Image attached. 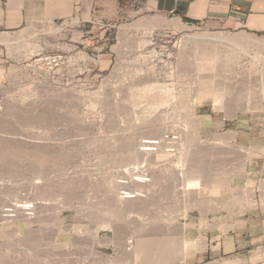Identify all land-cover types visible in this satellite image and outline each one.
<instances>
[{
    "label": "rangeland",
    "instance_id": "rangeland-1",
    "mask_svg": "<svg viewBox=\"0 0 264 264\" xmlns=\"http://www.w3.org/2000/svg\"><path fill=\"white\" fill-rule=\"evenodd\" d=\"M150 16L174 17L141 13L107 25L75 16L7 31L17 36L11 45L0 43V193L8 189L2 192L10 195L5 204L15 198L14 192L21 199L29 190L41 194L50 185L54 205L42 222L0 220L2 264H133L123 251L134 247L138 233L171 235L182 227L185 238L193 241L182 264H264V49L247 48L232 62L222 45H212L208 59L190 34L246 31L209 30L182 19L181 30L164 24L136 26ZM47 27L54 33L43 32ZM194 50L200 55L195 52L194 57ZM162 95L165 104L159 102ZM150 118L161 128L153 149L171 155L150 168L145 161L134 166L115 161L118 135L134 127L136 138L153 134ZM167 136L175 137L173 144ZM199 147L207 149L201 158ZM189 158L198 161L191 167ZM182 159L188 160L183 166ZM198 165L206 175L203 169L196 173ZM126 187L143 195L157 188L158 204L149 210L125 208L121 218L112 217L104 200ZM105 220L111 223L107 226ZM117 221L123 222L119 234ZM79 228L87 236L81 241L74 236ZM128 234L134 238L129 247ZM231 235L233 250L225 243ZM118 239L126 241L124 248Z\"/></svg>",
    "mask_w": 264,
    "mask_h": 264
},
{
    "label": "bare ground",
    "instance_id": "bare-ground-1",
    "mask_svg": "<svg viewBox=\"0 0 264 264\" xmlns=\"http://www.w3.org/2000/svg\"><path fill=\"white\" fill-rule=\"evenodd\" d=\"M161 24H164V25H166V26H170L171 28H173V29H175V30H181V29H184L185 28V26H184V24H183V22H182V20L179 18V17H171V18H166V19H164V18H161V17H159V16H150V17H147V18H144V19H141V20H138V21H136V26L137 27H146V26H155V25H161ZM163 25V26H164ZM147 28V27H146ZM150 28V27H149ZM169 28V27H168ZM43 30V29H42ZM25 31H26V33H30V35H32V33H33V29H30V28H26L25 29ZM47 32L48 34L50 33V34H52V33H54V31H55V29L54 28H52V27H47V28H45L44 30H43V32ZM18 32V31H17ZM19 33V32H18ZM147 33V32H146ZM34 34V33H33ZM17 36V35H16ZM16 36H13V35H11V34H9L7 31L6 32H0V43H2V44H6V45H11L13 42H14V39H16ZM191 38H192V40H193V42H194V44L197 46V48H199V50L201 51L200 52V54H201V56L202 55H204V56H208V59H209V57H212V55L213 54H211L212 53V45H222L221 47H223L224 48V52H225V50L227 51V53H228V57H226V59L227 60H231L232 62H233V60H234V62H236L235 60H237L238 61V59H239V56H240V53H241V51H244L245 49H247V48H250V47H252V49H253V47L254 48H263L264 49V38H259L258 36H254V35H252V34H249L248 32H239V33H236V34H234V35H223V34H221V33H212V32H199V33H194V34H190L189 35ZM193 44V45H194ZM32 47V46H31ZM220 47V46H219ZM213 48L215 49L216 47H214L213 46ZM39 49V48H38ZM217 51H218V47H217V49H216ZM220 50V49H219ZM222 50V49H221ZM250 50V49H249ZM197 51V50H196ZM195 50H194V52H193V55H194V53L196 52ZM215 52V51H214ZM221 52V51H220ZM219 52V53H220ZM197 53V52H196ZM226 53V54H227ZM198 54V53H197ZM200 54H198V55H200ZM221 54V53H220ZM241 54H245V52L244 53H241ZM215 55V54H214ZM224 55V54H223ZM194 57H197L196 55H194ZM215 57H218V55L216 56L215 55ZM214 57V58H215ZM225 57V56H224ZM229 58V59H228ZM200 59V58H199ZM198 59V60H199ZM151 85V84H150ZM155 85V84H154ZM153 85V86H154ZM145 88V90L147 91V90H150L151 88H152V85L151 86H146V87H144ZM143 88V89H144ZM137 91H139L138 89H136ZM145 91V92H146ZM167 91V90H166ZM138 92H136V91H134V94H136L137 96H139V94H137ZM133 94V95H134ZM141 94V93H140ZM135 95V96H136ZM156 95V94H155ZM164 95H162V97L160 98V103H164L165 101V97H163ZM166 97H167V95H166ZM251 97V96H250ZM168 98V97H167ZM109 99V98H108ZM143 99V98H142ZM159 99V98H158ZM157 99V100H158ZM185 99V98H184ZM155 100V99H154ZM122 101H124V100H122ZM132 101H134L133 100V98H132ZM164 101V102H163ZM187 101V100H186ZM129 102V101H128ZM108 103V102H107ZM155 103H158V102H155ZM160 103H158V105L160 104ZM117 104V103H116ZM165 104V103H164ZM187 104V103H186ZM133 105V104H132ZM131 105V106H132ZM162 105V104H161ZM180 105V104H179ZM178 105V106H179ZM114 106V105H113ZM181 106V105H180ZM181 108V107H180ZM187 108V107H186ZM128 109V108H127ZM135 109V107L133 108V110ZM112 110V109H111ZM117 110V109H116ZM136 110V109H135ZM108 111H109V109H108ZM129 111H131V110H129ZM128 111V112H129ZM127 112V113H128ZM145 112V111H144ZM188 112V111H187ZM110 113V112H109ZM117 113H118V111H117ZM123 113V112H122ZM125 113V112H124ZM130 113V112H129ZM132 113V112H131ZM142 113V112H141ZM150 113V112H149ZM138 114V113H137ZM143 114H146V113H143ZM127 115V114H126ZM125 115V116H126ZM136 115V114H135ZM135 115H134V117H135ZM159 115V114H158ZM132 116V115H131ZM136 116H138V115H136ZM144 116V115H143ZM112 117V116H111ZM146 117H147V114H146ZM121 118H123V116H121ZM132 118V117H131ZM138 118V117H137ZM159 118H160V116H159ZM190 118V117H189ZM109 119V118H108ZM138 119H140V118H138ZM151 120L148 122L149 123V125H150V127L149 128H151L152 130H153V134H151L150 133V135H142L141 136V138L139 139V138H136V137H138V136H136V133H135V131L134 130H136V129H138V127L136 128V127H134V130H132V129H130V127L132 126L133 127V125L131 124V123H129L131 126L130 127H128V125H127V129L129 128L130 129V132H128V133H120L118 136H122L121 137V141H120V147L118 148V149H120L118 152H120L119 154V157L118 156H116L117 158H119L118 160L116 159H114L115 161H117V162H119V163H124V164H127V165H130V166H134V165H138V163L140 162V161H145V162H147V164H146V167H148V168H150L152 165H151V163L153 162V161H155V160H157V159H161V158H163V156L164 155H167V154H170L171 155V153L169 152V151H155L154 149H153V147H155V146H158V142H157V140H156V138L155 137H158L159 138V135H161V134H159L158 135V133H159V131H160V124H158V122L157 121H154L152 118H150ZM118 120V119H117ZM144 120V119H143ZM4 121V120H3ZM110 121V120H109ZM145 121H146V119H145ZM144 121V122H145ZM148 121V120H147ZM186 121H188V120H186ZM190 121V120H189ZM126 122V121H125ZM132 122V121H131ZM3 123V122H2ZM109 123V122H108ZM145 123H147V122H145ZM163 123V122H162ZM10 124V123H9ZM127 124V123H126ZM144 124V123H143ZM158 124V125H157ZM122 125V124H121ZM142 125V124H141ZM11 126V125H10ZM1 127V126H0ZM113 127H114V125H113ZM141 127V126H140ZM145 127V126H144ZM111 128H112V126H111ZM119 128V127H118ZM117 128V129H118ZM108 129V128H107ZM112 129H114V128H112ZM116 129V128H115ZM127 129H125V130H127ZM128 129V130H129ZM2 130H3V127H2ZM120 130V129H119ZM132 130V131H131ZM142 130V129H141ZM141 130H139L140 132H142ZM146 130V129H145ZM1 131V130H0ZM12 131V130H11ZM123 131H124V129H123ZM162 131V130H161ZM117 132H118V130H117ZM117 132H114V133H117ZM122 132V131H121ZM124 132H126V131H124ZM137 132V131H136ZM8 134V133H7ZM144 134V133H143ZM115 135H117V134H115ZM158 135V136H157ZM4 136V135H3ZM136 136V137H135ZM160 137H162V136H160ZM14 138V137H13ZM21 138V137H20ZM166 138H168V136L166 137ZM175 137H170V138H168V139H165V140H169V142L168 143H174V139ZM3 140V139H2ZM7 140V139H6ZM5 140V141H6ZM26 140V139H25ZM164 140V141H165ZM193 141V140H192ZM11 142V141H10ZM23 142V141H22ZM34 142V141H33ZM223 142H224V140H223ZM8 143V142H7ZM30 143V142H29ZM205 143V142H204ZM207 143V142H206ZM210 143H212V142H210ZM215 143H217V142H215ZM220 143H221V141H220ZM229 143V142H228ZM9 144V143H8ZM25 144V143H24ZM32 144V143H31ZM37 144V143H36ZM157 144V145H156ZM196 145V144H195ZM197 145H198V143H197ZM205 145H207V144H204V145H201V147L202 146H204V148H208V147H206ZM208 145H209V143H208ZM220 145V144H219ZM222 145V144H221ZM231 145H234V144H231ZM7 146V145H6ZM10 146V145H9ZM8 146V147H9ZM20 146V145H19ZM24 146V145H23ZM27 146V145H26ZM46 145H44V147H45ZM4 147V146H3ZM29 147V146H28ZM35 147V146H34ZM229 147H233V146H229ZM7 148V147H6ZM21 148V147H20ZM36 148H38V147H36ZM194 148H195V146H194ZM198 147H196V149H197ZM200 148V147H199ZM203 148V147H202ZM202 148H200L201 150H199V151H201L200 153H205V151L207 150H205V151H203V149ZM228 148V147H227ZM226 148V149H227ZM237 148H238V145H237ZM193 149V148H192ZM154 150V151H153ZM194 150V149H193ZM198 150V149H197ZM196 150V151H197ZM212 150V149H211ZM240 150V149H239ZM242 150V149H241ZM240 150V151H241ZM188 151V150H187ZM186 151V152H187ZM195 151V150H194ZM195 151V153L196 154H200L199 153V151L198 152H196ZM236 151V150H235ZM244 151V150H243ZM253 151V150H252ZM256 151V150H255ZM207 152V151H206ZM209 152V151H208ZM238 152V151H237ZM247 151H245V153H246ZM2 153V152H1ZM49 153V152H48ZM116 153V152H115ZM194 153V152H193ZM204 153L203 154H200V157L199 158H201V156L202 155H204ZM117 154V153H116ZM66 155V154H65ZM248 155H251V154H249L248 153ZM18 156V155H17ZM227 156V155H226ZM252 156V155H251ZM5 157V156H4ZM165 157H168V156H165ZM183 157V156H182ZM181 157V158H182ZM250 157V156H249ZM23 158H25V157H23ZM67 158V157H66ZM68 158H69V156H68ZM198 158V156H197V159H199ZM202 158H205L206 159V157L204 156V157H202ZM6 159V158H5ZM14 159H15V157H14ZM64 159V158H63ZM190 159H192V158H189L188 160H190ZM196 159V160H197ZM220 159V158H219ZM69 160V159H68ZM188 160H186V162L188 161ZM194 160H195V158H194ZM193 160V161H194ZM195 160V161H196ZM4 161V160H3ZM185 161V159L183 160L182 159V162H184ZM193 161L191 162V160L189 161L190 162V164L188 165V166H191L192 167V165L193 164H191V163H193ZM198 161V160H197ZM186 162H184V163H182V165L181 166H183V164H185ZM16 163H18V161L16 162ZM37 163V162H36ZM42 163V162H41ZM26 164V163H25ZM32 164V163H31ZM33 164H35V163H33ZM3 165V164H2ZM187 165V164H186ZM205 165V164H204ZM209 165V164H208ZM32 166V165H31ZM30 166V167H31ZM42 166V165H41ZM188 166H184V168H187ZM199 166L200 165H198V167H196V168H194V169H197V171H196V173L199 171L200 173H202V169H203V167L201 168L200 167V169L201 170H198L199 169ZM207 166V165H206ZM242 166H244V165H242ZM17 167L18 166H16V164H14V167H12L13 169H17ZM26 167V166H25ZM33 167H34V165H33ZM33 167H32V169H33ZM45 167V166H44ZM48 167V166H47ZM10 168V167H9ZM34 168H36V167H34ZM181 168H183V167H181ZM183 168V169H184ZM189 168V167H188ZM4 169V168H3ZM30 169V168H29ZM31 169V170H32ZM52 169V168H51ZM178 169H179V167H178ZM204 169H206V168H204ZM203 169V170H204ZM25 170H26V168H25ZM28 170V169H27ZM36 170H37V168H36ZM241 170H243V169H241ZM16 171V170H15ZM33 171V170H32ZM40 170H38L37 171V173H40L39 172ZM52 171V170H51ZM187 171V170H186ZM185 171V172H186ZM190 171V170H189ZM188 171V172H189ZM192 171L193 172H195L193 169H192ZM238 171H240V170H238ZM8 172V171H7ZM26 172V171H25ZM187 172V173H188ZM191 172V171H190ZM204 172V175H206L205 174V172H206V170H204L203 171ZM235 172H237V171H235ZM20 173V172H19ZM42 173V172H41ZM50 173V172H49ZM48 173V174H49ZM239 173V172H238ZM242 173V172H241ZM16 174V173H15ZM18 174V173H17ZM30 174V173H29ZM32 174V173H31ZM55 174V173H54ZM189 174V173H188ZM203 174V173H202ZM60 175V174H59ZM18 176H19V174H18ZM200 176H202V175H200ZM9 177V176H8ZM22 177H24V176H22ZM39 177V176H38ZM25 178V177H24ZM200 178V177H199ZM206 178V177H205ZM212 178V177H211ZM225 178V177H224ZM15 179H17V178H15ZM22 179V178H21ZM182 179H184V178H182ZM204 179V178H203ZM217 179H219V178H217ZM6 181V180H5ZM70 181V180H69ZM185 181H187V180H185ZM64 182V181H63ZM183 182V181H182ZM181 182V183H182ZM43 183V182H42ZM120 183H122V181H120V182H117L116 183V185H120ZM47 184H49V183H47ZM123 184V183H122ZM64 185V184H63ZM66 185V184H65ZM180 185V184H179ZM47 186V185H46ZM50 186V185H49ZM47 187L48 189H46V188H42V189H45V191H39L41 194H38L36 191H32V190H29V191H27V193H25V195L24 196H22L21 197V199H19V198H17L16 197V192H14L15 194H14V196L13 197H15V198H13V197H11V198H13L12 200H10V202H7V203H5L4 204V202H6V200L7 199H9L10 198V195L9 196H5L6 195V193H5V195H3L2 194V192H4V191H6V190H8V189H6V190H4V191H2L1 193H0V205H2V204H4L1 208H0V220H2V221H4V223L6 222V223H10L11 221H22V220H26L27 222H29L28 220H30V218H31V220H30V222L32 223V221H44V220H46V218H48V216H49V213H50V209L53 207V202H52V197L50 198V188H51V186L50 187ZM62 186V185H61ZM121 186V185H120ZM125 185H123V187H124ZM39 187H40V185H39ZM38 187V188H39ZM57 187V186H56ZM63 187V186H62ZM122 187V188H123ZM9 188V187H8ZM37 188V189H38ZM64 188V187H63ZM69 188V187H68ZM127 188V187H126ZM83 189V188H82ZM95 189V188H94ZM110 189V188H109ZM2 190V189H1ZM47 190V191H46ZM65 190V189H64ZM84 190V189H83ZM111 190V189H110ZM149 192H147V194L146 195H143L141 192H139V191H134V192H132L131 190H130V188H127V189H124L123 191H117V193L118 194H121V195H119V196H116V197H114V196H112V194L110 195V197L108 198V199H106V200H104V203H106V205H108L109 206V208H110V213H112L113 214V216L112 217H114V215H115V217L117 216V218L118 217H122V213H123V211H124V209L125 208H136L135 210H139V209H141V210H144V209H148L149 208V206H153L155 203L156 204H158L157 203V200H158V196H159V194L160 193H158L157 194V188H154V187H150L149 189ZM13 191V190H12ZM91 191V190H90ZM109 191V190H108ZM159 191V190H158ZM55 192V191H54ZM60 192V191H59ZM64 192V191H63ZM69 192V191H68ZM96 192V191H95ZM159 192H161V191H159ZM169 192H170V190H169ZM235 192V191H234ZM249 192V191H248ZM58 193V192H57ZM83 193V192H82ZM109 193V192H108ZM107 193V194H108ZM116 193V194H117ZM163 193V192H162ZM167 193V192H166ZM172 193V192H171ZM9 194H10V192H9ZM66 194V193H65ZM90 194V193H89ZM117 194V195H118ZM251 194V193H250ZM55 195V194H54ZM64 195V194H63ZM86 195H87V193H86ZM85 195V196H86ZM164 195H165V193H164ZM167 195H169V193L167 194ZM18 196V195H17ZM66 197H68L67 196V194L65 195ZM83 196V195H82ZM173 196V195H172ZM241 196V195H240ZM254 196V195H253ZM264 196V195H263ZM79 197H81V196H79ZM89 197V196H88ZM165 197V196H164ZM164 197H162V198H164ZM248 197H250V196H248ZM74 198V197H73ZM98 198V197H97ZM167 198V197H166ZM15 199V200H14ZM61 199V198H60ZM36 200H38V202H36ZM66 200V199H65ZM76 200V199H75ZM80 200V199H79ZM84 200V199H83ZM92 200V199H91ZM162 200V199H161ZM8 201V200H7ZM61 201V200H60ZM63 201V200H62ZM82 201V200H81ZM86 201V200H85ZM166 201V200H165ZM57 202V201H56ZM59 202V201H58ZM64 202V201H63ZM79 202V201H78ZM118 202H120V203H118ZM161 202V201H160ZM234 202V201H233ZM236 202H241V201H235V203L234 204H236ZM256 202V201H255ZM40 203V204H39ZM60 203V202H59ZM58 203V205H60ZM262 203V202H261ZM62 204V203H61ZM251 204V203H250ZM254 204V203H253ZM252 204V205H253ZM39 205V206H38ZM249 205V204H248ZM251 205V206H252ZM31 206V207H30ZM37 206H38V209H37ZM242 207V206H241ZM256 207V206H255ZM165 208H167V207H165ZM36 209H37V214H36ZM105 209V208H104ZM150 209V208H149ZM148 209V210H149ZM141 210L139 211V212H141ZM164 210V209H163ZM159 211V210H158ZM165 211H167V210H165ZM168 211H170V210H168ZM52 212V211H51ZM109 212V211H108ZM170 212H172V211H170ZM105 213H106V211H105ZM109 213V214H110ZM159 213V212H158ZM111 214V215H112ZM150 214V213H149ZM160 214V213H159ZM169 214V213H168ZM103 215V214H102ZM111 215H109V217L111 216ZM165 215V214H164ZM163 215V216H164ZM167 215V214H166ZM162 216V217H163ZM36 217V218H35ZM136 217V216H135ZM151 217V216H150ZM150 217H148V218H150ZM174 217V216H173ZM37 219V220H35V219ZM139 218V217H138ZM164 218V217H163ZM169 218V217H168ZM100 218H98V221H100L99 220ZM110 220H111V217L109 218ZM116 219V218H115ZM151 219V218H150ZM149 219V220H150ZM173 219V218H172ZM203 219V218H202ZM101 220H103V219H101ZM109 220V221H110ZM114 220V219H113ZM121 220V219H120ZM123 220V219H122ZM135 220V219H134ZM133 220V221H134ZM161 220H163V219H161ZM166 220V219H165ZM26 221H25V223H26ZM108 221V220H107ZM106 220H105V224H107V226H108V224L109 223H111V221L108 223ZM171 221V220H170ZM202 221L203 220H201V223H202ZM206 221V220H205ZM15 222V223H16ZM114 222H116V220H114ZM118 222V221H117ZM121 222V221H120ZM120 222H118V223H116V224H118L117 226H116V233L117 234H119L117 231L119 230V225H120ZM23 223H24V221H23ZM104 224V222H101V224ZM121 223H123V222H121ZM136 223V222H135ZM171 223V222H170ZM205 223V222H204ZM16 224H19V222H17ZM27 224H29V223H27ZM97 224H98V222H97ZM104 224V225H105ZM125 224V223H124ZM127 224V223H126ZM129 224V223H128ZM168 224V223H167ZM99 225V224H98ZM103 225V226H104ZM160 225V224H159ZM162 225V224H161ZM171 225V224H170ZM202 225H204L203 223H202ZM206 225V224H205ZM18 226V225H17ZM16 226V227H17ZM106 226V225H105ZM119 226V227H118ZM128 226V225H127ZM139 226H140V224H139ZM168 226V225H167ZM173 226V225H172ZM177 226V225H176ZM99 227V226H98ZM121 227H122V225H121ZM154 227V226H153ZM157 227V226H156ZM169 227H171V226H169ZM158 228V227H157ZM173 228V227H172ZM16 229V228H15ZM82 229L83 228H79L78 229V231L75 233L74 231V236L78 239V240H83L84 239V237H87L86 235H85V231H82ZM121 229V228H120ZM171 229V228H170ZM169 228L167 229V230H170ZM1 230V229H0ZM17 230V229H16ZM93 230V229H92ZM97 230V229H96ZM95 230V231H96ZM160 230V229H159ZM172 231H173V229H171ZM170 230V232H172ZM97 231H99V230H97ZM176 230L174 229V231L173 232H175ZM29 232V231H28ZM87 232V231H86ZM149 232V231H148ZM148 232H143V233H148ZM164 232H165V230H164ZM168 232V231H167ZM166 232V233H167ZM151 233V237H149V236H147L148 234H150ZM150 233H148V234H146V235H142V234H137L138 235V237H137V240H136V243H135V245H134V247L131 249V248H129L128 250H126V251H123L124 253V257L126 258V259H129V258H131L130 259V261H132V263L133 264H167V263H175V264H182V261L185 259V257H186V255L188 254V252L190 251V249L192 248V245H193V241L192 240H188V239H186L185 238V227H182V229H180V233H178V234H171V235H164V233H163V236H157V235H155V236H153L152 235V233H154V232H152V231H150ZM162 233V232H161ZM175 233H177V231L175 232ZM99 234V233H98ZM93 235V234H92ZM95 236H97V235H95ZM119 236V235H118ZM117 238H119V237H117ZM25 239V238H24ZM28 239V238H27ZM36 239H38V238H36ZM72 239H73V237H72ZM121 239V238H120ZM120 239H118V240H116V241H119L118 243H119V246H122L123 248L126 246V241L125 240H123L124 242L122 243V240H120ZM134 238H133V236L131 235V234H128L127 236H126V240L128 241L129 240V242H128V247L129 246H131L132 245V240H133ZM26 240V239H25ZM75 240V239H74ZM96 240V239H95ZM22 241V240H21ZM45 241V240H44ZM91 241V240H90ZM93 241V240H92ZM39 242H41V241H39ZM50 242V241H49ZM34 243H36V242H33V244ZM121 243V244H120ZM7 244V243H6ZM30 244H32V243H30ZM48 244V243H47ZM55 244H57V243H55ZM54 244V245H55ZM76 244V243H75ZM35 245V244H34ZM53 245V246H54ZM117 245V244H116ZM199 245V244H198ZM196 246V245H195ZM13 248V247H12ZM74 248V247H73ZM64 249V248H63ZM75 249H77V248H75ZM120 249V248H119ZM45 251V250H44ZM48 251V250H47ZM46 251V252H47ZM75 251V250H74ZM93 252H96L97 253V251L96 250H92ZM55 252V251H54ZM73 252V251H72ZM191 252H192V250H191ZM45 253V252H44ZM57 253H59V252H57ZM55 254V253H54ZM54 254H53V256H54ZM103 252H100V256L101 257H103ZM119 256H122V255H119ZM66 257V256H65ZM3 257L1 256V254H0V264H2V261H1V259H2ZM123 258V257H122ZM123 260H125V259H123ZM129 261V262H130ZM13 262V261H12ZM16 262V261H15ZM17 263V262H16ZM124 263V262H123ZM127 263V260H126V262H125V264ZM5 264V263H4Z\"/></svg>",
    "mask_w": 264,
    "mask_h": 264
},
{
    "label": "crops",
    "instance_id": "crops-1",
    "mask_svg": "<svg viewBox=\"0 0 264 264\" xmlns=\"http://www.w3.org/2000/svg\"><path fill=\"white\" fill-rule=\"evenodd\" d=\"M154 12L185 18L209 30H243L264 37V0H0V31L75 16L109 25ZM225 243L233 250V235L231 242L226 236Z\"/></svg>",
    "mask_w": 264,
    "mask_h": 264
},
{
    "label": "built area",
    "instance_id": "built-area-1",
    "mask_svg": "<svg viewBox=\"0 0 264 264\" xmlns=\"http://www.w3.org/2000/svg\"><path fill=\"white\" fill-rule=\"evenodd\" d=\"M49 60H50V62L51 61H55V57H50V58H48ZM31 207V206H30Z\"/></svg>",
    "mask_w": 264,
    "mask_h": 264
},
{
    "label": "trees",
    "instance_id": "trees-1",
    "mask_svg": "<svg viewBox=\"0 0 264 264\" xmlns=\"http://www.w3.org/2000/svg\"><path fill=\"white\" fill-rule=\"evenodd\" d=\"M184 21H188L187 19L183 18Z\"/></svg>",
    "mask_w": 264,
    "mask_h": 264
}]
</instances>
